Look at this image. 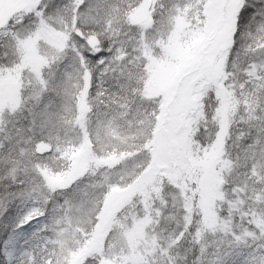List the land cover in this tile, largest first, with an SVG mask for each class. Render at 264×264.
Returning <instances> with one entry per match:
<instances>
[{"label": "snow or ice", "instance_id": "obj_1", "mask_svg": "<svg viewBox=\"0 0 264 264\" xmlns=\"http://www.w3.org/2000/svg\"><path fill=\"white\" fill-rule=\"evenodd\" d=\"M0 264H264V0H0Z\"/></svg>", "mask_w": 264, "mask_h": 264}]
</instances>
